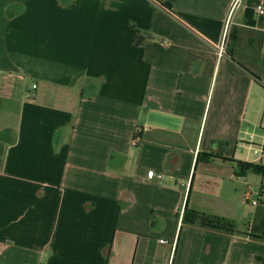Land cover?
I'll use <instances>...</instances> for the list:
<instances>
[{
	"label": "crops",
	"instance_id": "1",
	"mask_svg": "<svg viewBox=\"0 0 264 264\" xmlns=\"http://www.w3.org/2000/svg\"><path fill=\"white\" fill-rule=\"evenodd\" d=\"M258 5L0 0V264H264Z\"/></svg>",
	"mask_w": 264,
	"mask_h": 264
},
{
	"label": "trees",
	"instance_id": "2",
	"mask_svg": "<svg viewBox=\"0 0 264 264\" xmlns=\"http://www.w3.org/2000/svg\"><path fill=\"white\" fill-rule=\"evenodd\" d=\"M135 37L138 38L137 31H135ZM231 38L235 42L237 40V35L231 34ZM229 53L233 56L232 50ZM242 66L254 76V78L259 84L264 86V82H263V79L260 73L252 72L248 68H246L244 65ZM203 155L205 156L206 160H211L214 157H221V156L212 155V154H203ZM198 159L200 160V156ZM233 161L237 163L238 167L243 173L248 172V171H254V172L260 173L264 171V166L259 165V164H255V163L247 162V161H237V160H233ZM182 221H183V224L199 225L204 228L214 229V230H218V231H222L226 233L233 234L236 232V226L234 222L231 221L230 219L195 210L189 206L188 201L184 208Z\"/></svg>",
	"mask_w": 264,
	"mask_h": 264
},
{
	"label": "built area",
	"instance_id": "3",
	"mask_svg": "<svg viewBox=\"0 0 264 264\" xmlns=\"http://www.w3.org/2000/svg\"><path fill=\"white\" fill-rule=\"evenodd\" d=\"M256 11L259 14H264V6L263 5H258L256 7ZM227 34L224 35L222 41L219 43V45L217 46L218 48V54L219 56H223L226 53V49H227V40H226ZM36 87V86H34ZM253 136L251 135V138ZM255 147V153L260 154L261 157L264 156V146H254ZM257 201H254L253 204H256Z\"/></svg>",
	"mask_w": 264,
	"mask_h": 264
},
{
	"label": "rangeland",
	"instance_id": "4",
	"mask_svg": "<svg viewBox=\"0 0 264 264\" xmlns=\"http://www.w3.org/2000/svg\"><path fill=\"white\" fill-rule=\"evenodd\" d=\"M263 117H264V107L263 108H261L259 111H256V114H255V116H254V118H256V121H258V123H260V121L263 119ZM258 128H259V130L257 131L258 133H264V128H261L260 126H258ZM253 132V131H252ZM255 139L256 140H260V141H264L263 139H260V138H258V137H255ZM257 145L259 146V145H261V146H264V143H257ZM253 200H256L257 201V199H256V197H254L253 198ZM252 201H249L248 202V205L249 206H252V203H251ZM264 203H262L261 201L259 202V205H263ZM258 207H260V206H257V208Z\"/></svg>",
	"mask_w": 264,
	"mask_h": 264
}]
</instances>
